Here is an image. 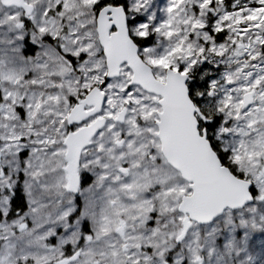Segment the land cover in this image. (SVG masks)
Here are the masks:
<instances>
[{
  "label": "snow or ice",
  "instance_id": "6c2138e0",
  "mask_svg": "<svg viewBox=\"0 0 264 264\" xmlns=\"http://www.w3.org/2000/svg\"><path fill=\"white\" fill-rule=\"evenodd\" d=\"M4 8L0 52L25 63L0 57V157L34 155L59 207L16 219L0 167V264H264V0Z\"/></svg>",
  "mask_w": 264,
  "mask_h": 264
},
{
  "label": "rangeland",
  "instance_id": "374dc122",
  "mask_svg": "<svg viewBox=\"0 0 264 264\" xmlns=\"http://www.w3.org/2000/svg\"><path fill=\"white\" fill-rule=\"evenodd\" d=\"M16 11L20 10H7V9H0V15L4 14H11ZM22 19L24 17L22 16ZM31 22L25 19V24L28 26ZM0 57H3L4 59L7 60V66L9 68H12L14 66L19 65L20 67L24 66L23 61L18 60V54L16 53H11L8 52L7 54L0 52ZM17 70L19 68L17 67ZM2 83H0V87H2ZM3 146V142H0V147ZM26 149H31V145H25L24 146ZM28 160H32L33 163H35L34 155H28L26 156L24 152H20L19 155L16 154V152H12L9 154H5L4 156L0 157V167L3 168L5 174L10 175L12 177V184H13V189L12 191L19 187L22 189L24 192V195L26 196L27 199V207L26 211L23 213V215L19 218V220H24L28 217H31V209L33 207V201L35 200H41L47 197H51L52 203L51 206L42 209L40 215H52L56 212V210L59 207V204L56 203V198H57V191L55 188H50L48 192H39L36 189H33L32 182L31 180L27 177L28 169L24 167V165L28 162ZM5 189L0 187V193H4ZM80 199L82 200L83 206L86 205L89 193H88V186L86 188H82L81 191L79 192ZM99 204H102L100 201V193L96 194V203L94 205L95 210L97 212V217H99V212L102 207H98ZM103 205V204H102ZM6 206V200L2 197H0V209H4ZM9 207V205H8ZM84 217H81L83 219ZM91 218V217H89ZM31 224V222H30ZM54 228L55 225H52ZM9 231H11V228H9ZM29 234H22L21 236L18 237L16 241V249H15V254L16 255H22L24 251H26V244L27 241L29 240Z\"/></svg>",
  "mask_w": 264,
  "mask_h": 264
},
{
  "label": "trees",
  "instance_id": "16d2710c",
  "mask_svg": "<svg viewBox=\"0 0 264 264\" xmlns=\"http://www.w3.org/2000/svg\"><path fill=\"white\" fill-rule=\"evenodd\" d=\"M16 189H19L20 194L24 197V206H23V208L20 209L18 213H14V217H15L16 219H19V218L23 215V213L26 211V207H27V199H26V196L24 195V192H23L22 189H20L19 187L15 188V189L11 192V195H12V198H13V199H14V197H15V191H16ZM9 207H14V205H9Z\"/></svg>",
  "mask_w": 264,
  "mask_h": 264
},
{
  "label": "flooded vegetation",
  "instance_id": "af4514ba",
  "mask_svg": "<svg viewBox=\"0 0 264 264\" xmlns=\"http://www.w3.org/2000/svg\"><path fill=\"white\" fill-rule=\"evenodd\" d=\"M15 9V8H14ZM13 9V10H14ZM16 10H19V9H16ZM82 188H84V185H82ZM81 188V189H82ZM79 199L78 200V202H77V205H79V206H83V204H82V200L80 199V195H77V196H75V199ZM98 207H103V205L102 204H99L98 205ZM91 221H92V225H93V227H95V219H93V218H89ZM97 219H98V217H97Z\"/></svg>",
  "mask_w": 264,
  "mask_h": 264
},
{
  "label": "bare ground",
  "instance_id": "6f19581e",
  "mask_svg": "<svg viewBox=\"0 0 264 264\" xmlns=\"http://www.w3.org/2000/svg\"><path fill=\"white\" fill-rule=\"evenodd\" d=\"M9 10H13L14 8H8Z\"/></svg>",
  "mask_w": 264,
  "mask_h": 264
},
{
  "label": "water",
  "instance_id": "95a60500",
  "mask_svg": "<svg viewBox=\"0 0 264 264\" xmlns=\"http://www.w3.org/2000/svg\"><path fill=\"white\" fill-rule=\"evenodd\" d=\"M77 194V193H76Z\"/></svg>",
  "mask_w": 264,
  "mask_h": 264
}]
</instances>
